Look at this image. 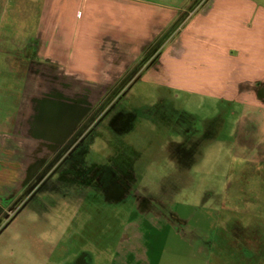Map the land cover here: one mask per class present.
<instances>
[{
  "label": "rangeland",
  "instance_id": "obj_1",
  "mask_svg": "<svg viewBox=\"0 0 264 264\" xmlns=\"http://www.w3.org/2000/svg\"><path fill=\"white\" fill-rule=\"evenodd\" d=\"M201 1H187L118 80L64 74L46 83L55 91L42 87L32 98V136L54 146L0 210V264H110L125 233L140 236L129 264H225L213 254L187 257V243L163 222L170 210L188 235L204 238L226 219L264 220L263 167L235 155L234 107L168 91L145 72L137 79ZM254 228L248 239L240 229L252 256L238 264H264V229Z\"/></svg>",
  "mask_w": 264,
  "mask_h": 264
},
{
  "label": "crops",
  "instance_id": "obj_2",
  "mask_svg": "<svg viewBox=\"0 0 264 264\" xmlns=\"http://www.w3.org/2000/svg\"><path fill=\"white\" fill-rule=\"evenodd\" d=\"M187 1L0 0V210L54 146L32 136V98L42 95V87L55 91L46 83L64 74L71 82L118 80L174 24ZM142 72L168 91L232 105L235 155L258 162L264 172V0H202L137 79ZM163 220L180 244L187 243V257L213 254L225 264L252 256V248L240 244V229L247 239L256 225L264 229V220L245 228L230 218L204 238L188 235L173 210ZM139 239L125 233L110 264H129Z\"/></svg>",
  "mask_w": 264,
  "mask_h": 264
},
{
  "label": "flooded vegetation",
  "instance_id": "obj_3",
  "mask_svg": "<svg viewBox=\"0 0 264 264\" xmlns=\"http://www.w3.org/2000/svg\"><path fill=\"white\" fill-rule=\"evenodd\" d=\"M46 178H47V177H46ZM44 181H45V180H44ZM44 181L42 182V185L44 184ZM42 185H41V186H42ZM41 186H40V187H41Z\"/></svg>",
  "mask_w": 264,
  "mask_h": 264
}]
</instances>
